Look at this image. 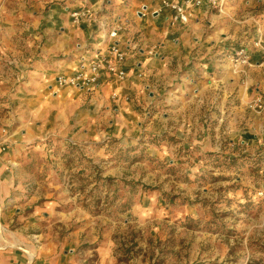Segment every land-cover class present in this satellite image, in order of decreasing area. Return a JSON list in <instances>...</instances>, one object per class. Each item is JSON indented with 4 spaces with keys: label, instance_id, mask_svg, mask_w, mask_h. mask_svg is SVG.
Instances as JSON below:
<instances>
[{
    "label": "crops",
    "instance_id": "1",
    "mask_svg": "<svg viewBox=\"0 0 264 264\" xmlns=\"http://www.w3.org/2000/svg\"><path fill=\"white\" fill-rule=\"evenodd\" d=\"M85 8L89 16L74 23L70 13ZM188 12L186 23L170 25L173 12L161 0H0V264H90L93 251L97 264L113 261L105 242L82 247L90 239L83 227L56 225L83 210L71 206L54 175L33 172L42 164L25 163L27 154L50 151L31 145L37 138L70 134L87 144L99 131L181 113L184 122L199 123L203 104L214 108L215 121L207 132L188 127L203 131L201 149H215L218 117L231 124L229 149L259 148L262 116L246 103L264 96V64L251 53L242 74L226 55L241 44L250 52L255 28H264V0H228L223 13L206 4ZM104 20L105 31L124 24L113 41L128 52L126 78L103 73L89 87H58V75L73 74L110 42L98 27Z\"/></svg>",
    "mask_w": 264,
    "mask_h": 264
},
{
    "label": "rangeland",
    "instance_id": "2",
    "mask_svg": "<svg viewBox=\"0 0 264 264\" xmlns=\"http://www.w3.org/2000/svg\"><path fill=\"white\" fill-rule=\"evenodd\" d=\"M213 110L201 104V121L191 124L207 132ZM180 115L99 131L87 144L70 134L37 138L31 145L50 151L27 154L25 163L42 164L33 172L54 175L84 211L56 225L83 227L87 249L105 242L111 264H264V200L256 195L264 179L232 160L252 150L229 149L231 124L218 117L220 137L204 151L203 131Z\"/></svg>",
    "mask_w": 264,
    "mask_h": 264
},
{
    "label": "built area",
    "instance_id": "3",
    "mask_svg": "<svg viewBox=\"0 0 264 264\" xmlns=\"http://www.w3.org/2000/svg\"><path fill=\"white\" fill-rule=\"evenodd\" d=\"M162 5L169 7L172 10V15L168 18L170 25H174L178 22L186 23L189 19V9L201 7L203 5L209 6L217 13H223L226 9L228 0H181L169 1L161 0ZM90 9L85 8L81 10H75L70 13L72 21L79 23L89 16ZM105 20L99 23L98 27L103 31V41L110 40L105 48L97 50L89 59L83 60L78 70L71 75H58L55 79L58 87L73 86V87H89L98 83L99 78L103 73L113 75L119 80H123L127 76V72L124 69V64L128 58V52L125 49L119 47L113 40L117 37L118 33L123 29L124 24L122 22L115 21L112 27L105 31ZM105 31V32H104ZM251 53H255L258 56V61L264 64V28L256 27L254 39L251 42V49L244 44L237 45L230 50L226 57L228 62L232 65L234 70L244 73L243 66L251 65ZM139 76L142 74L139 73ZM246 108L255 113L261 115L262 120L259 124L258 131L261 135L259 142V148L251 153L254 156L259 151L264 153V96L257 95L251 100L247 101ZM4 131V130H3ZM264 187H260L256 190V195L259 198H264Z\"/></svg>",
    "mask_w": 264,
    "mask_h": 264
},
{
    "label": "trees",
    "instance_id": "4",
    "mask_svg": "<svg viewBox=\"0 0 264 264\" xmlns=\"http://www.w3.org/2000/svg\"><path fill=\"white\" fill-rule=\"evenodd\" d=\"M232 160L236 161V164L238 165L239 162L245 163L247 166H252V173L254 176H261L262 179H264V153H261L260 151L255 154L254 156L244 154L236 157H232ZM243 166V164H242ZM261 187H264V183H262ZM260 188V187H259ZM264 189V188H262ZM264 200V198H261Z\"/></svg>",
    "mask_w": 264,
    "mask_h": 264
}]
</instances>
